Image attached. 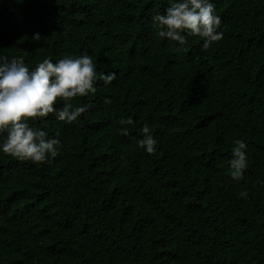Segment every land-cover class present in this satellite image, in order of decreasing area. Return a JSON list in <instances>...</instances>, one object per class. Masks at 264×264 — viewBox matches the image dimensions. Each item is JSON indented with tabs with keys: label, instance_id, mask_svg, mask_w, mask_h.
<instances>
[{
	"label": "trees",
	"instance_id": "trees-1",
	"mask_svg": "<svg viewBox=\"0 0 264 264\" xmlns=\"http://www.w3.org/2000/svg\"><path fill=\"white\" fill-rule=\"evenodd\" d=\"M212 2L222 39L177 52L151 21L167 0H0V55L33 69L87 53L116 73L69 101L87 109L76 121L32 122L54 157L0 153V264H264V0Z\"/></svg>",
	"mask_w": 264,
	"mask_h": 264
},
{
	"label": "clouds",
	"instance_id": "clouds-1",
	"mask_svg": "<svg viewBox=\"0 0 264 264\" xmlns=\"http://www.w3.org/2000/svg\"><path fill=\"white\" fill-rule=\"evenodd\" d=\"M156 35L176 42L173 50L179 52L189 36L203 38L202 48L222 39L219 31L221 18L215 12L212 0H167L163 13L151 15ZM39 40V34L34 35ZM97 78L105 85L116 78L115 72L98 73L87 53L64 55L56 61L44 58L30 69L21 56L10 59L0 55V153L19 161L44 162L59 151V139L42 129L31 126L37 118L54 113L55 118L72 123L87 111L84 105L73 107L69 101L96 91ZM63 101L61 108L54 107ZM31 118V122H30ZM46 123V120H45ZM132 117L120 120L122 125H132ZM127 133V128H122ZM138 146L151 154L157 141L144 124ZM231 147L230 176L238 181L247 168V145L243 139H234ZM241 197L246 193L241 192Z\"/></svg>",
	"mask_w": 264,
	"mask_h": 264
}]
</instances>
